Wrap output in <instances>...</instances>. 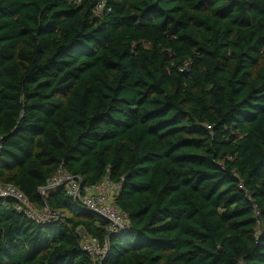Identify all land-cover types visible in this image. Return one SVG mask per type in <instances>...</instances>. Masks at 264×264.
Masks as SVG:
<instances>
[{
	"label": "trees",
	"instance_id": "16d2710c",
	"mask_svg": "<svg viewBox=\"0 0 264 264\" xmlns=\"http://www.w3.org/2000/svg\"><path fill=\"white\" fill-rule=\"evenodd\" d=\"M0 183V264H264V0H0Z\"/></svg>",
	"mask_w": 264,
	"mask_h": 264
},
{
	"label": "built area",
	"instance_id": "2783aa9c",
	"mask_svg": "<svg viewBox=\"0 0 264 264\" xmlns=\"http://www.w3.org/2000/svg\"><path fill=\"white\" fill-rule=\"evenodd\" d=\"M56 187H63L72 199L80 201L87 209L106 219L107 231L120 232L128 226L127 213L118 209L114 204L119 188L116 182L103 178L98 183L85 185L80 177L60 167L46 185L39 188V192L44 195L47 190ZM0 198L13 199L14 209L36 221H43L52 216L49 210H37L24 193L11 183H0ZM78 236L82 250L92 256L96 264H100L105 256V246H102L95 237L81 230L78 231Z\"/></svg>",
	"mask_w": 264,
	"mask_h": 264
},
{
	"label": "water",
	"instance_id": "95a60500",
	"mask_svg": "<svg viewBox=\"0 0 264 264\" xmlns=\"http://www.w3.org/2000/svg\"><path fill=\"white\" fill-rule=\"evenodd\" d=\"M81 186H82V184H81ZM81 186H80V187H81ZM0 199H2V198H0ZM104 259H105V256H104L103 259L101 260V263H100V264L103 263Z\"/></svg>",
	"mask_w": 264,
	"mask_h": 264
}]
</instances>
